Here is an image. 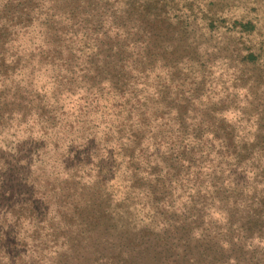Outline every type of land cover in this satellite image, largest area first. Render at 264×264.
Wrapping results in <instances>:
<instances>
[{"label": "rangeland", "instance_id": "rangeland-1", "mask_svg": "<svg viewBox=\"0 0 264 264\" xmlns=\"http://www.w3.org/2000/svg\"><path fill=\"white\" fill-rule=\"evenodd\" d=\"M0 264H264V0H0Z\"/></svg>", "mask_w": 264, "mask_h": 264}]
</instances>
